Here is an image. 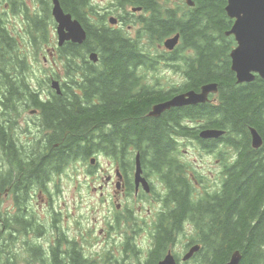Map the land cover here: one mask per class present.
Instances as JSON below:
<instances>
[{"label":"trees","instance_id":"1","mask_svg":"<svg viewBox=\"0 0 264 264\" xmlns=\"http://www.w3.org/2000/svg\"><path fill=\"white\" fill-rule=\"evenodd\" d=\"M59 1L64 11L79 19L88 31V39L82 46L67 44L61 51L72 50L74 56L83 55L86 49L96 52L99 70L84 76L85 67L78 68L80 57H74L66 66L70 81L66 78L63 82L61 95L52 91V103L42 104L29 92L28 102H34L44 111L47 125L57 127L61 141L67 138L65 142L72 143L69 138L73 137L76 159L84 161L96 154L113 160H129L139 153L142 165L148 166L156 160L163 166L166 159H171L176 166L181 161V144L176 138H193L205 150H212L215 144L200 139L199 133L204 129L226 130L225 143L233 146L236 160L233 165H226V179L217 188L212 202L218 197L222 199L216 201L215 207L204 205L203 216L196 227L199 231L196 240L207 245L205 253H213L210 264H226L236 251L242 255L240 264H264V79L256 77L250 84L237 83L230 58L235 41L225 35L233 24L224 9L227 0H196L193 8L173 0H155L154 3L127 0L130 5L143 8L134 20L138 27L134 38L128 32L103 26L95 13L90 14L96 16V20L92 21V28L89 27L86 20L90 18L87 8L92 9L90 0ZM11 2L15 9L25 8L28 17L31 16L24 0ZM35 3L42 6L44 17L29 23L26 34L33 41L29 40L28 46L47 44L54 25L52 0H35ZM92 30L99 33L94 34ZM177 34L181 36L180 44L171 57L166 51L158 50L159 45ZM175 56L178 60L169 67L182 74V87L174 85V91L169 92L152 86L149 70L164 72L169 67L158 62L170 61ZM137 67L144 69L146 75H139ZM78 73L83 77L78 89L85 91V101L71 97ZM206 84L218 85V101L173 108L158 118L148 116L153 105L170 99L175 93L200 91ZM99 97L100 100L95 101ZM167 119L191 120L195 129L169 131ZM251 129L263 139L259 149L253 147ZM57 142L60 141L53 139V143ZM56 165V161L49 160L44 168ZM172 178L176 188L194 189L186 178L177 174ZM21 180L24 186L25 181ZM189 199L191 196L187 194L172 199L178 203L179 210L174 214L177 224H182L188 213ZM168 238H172V232L163 233L159 247ZM3 248L0 264H5Z\"/></svg>","mask_w":264,"mask_h":264},{"label":"flooded vegetation","instance_id":"2","mask_svg":"<svg viewBox=\"0 0 264 264\" xmlns=\"http://www.w3.org/2000/svg\"><path fill=\"white\" fill-rule=\"evenodd\" d=\"M109 1V6L90 9L88 15L95 13L109 20L115 7L118 27L135 37L136 30L131 34L137 27L134 20L142 11L128 7L131 2L127 0ZM12 13L11 0H0V251L1 247L6 250L5 264H160L169 254L176 264H210L213 253L204 252L202 242L195 239L199 231L194 226L199 224L205 204L215 207L216 201L222 199L218 197L212 202L217 188L226 179V165L235 163L233 146L226 145L225 136L213 142L216 150H205L197 144L199 159L187 158L192 165L185 158L176 166L171 159H166L163 166L152 160L148 166L142 165L146 183L138 184L135 158H108L115 167H87V188L78 185L76 173L71 169L81 160L76 159L73 137L69 138L72 143H66L67 138L61 141L57 127L47 125L44 111L28 102L31 92L40 103L51 104L54 94L51 90L47 93L45 87L50 85L45 80L52 82L53 77L44 75L43 69L36 73L38 79L29 77L27 29L23 20L22 25L13 23ZM86 24L92 28L89 20ZM88 50L78 55V68L85 67L84 76L99 70L98 62L89 61ZM168 54L171 57L173 52ZM52 57L56 63L61 59L57 51ZM177 60L175 56L158 64L169 67ZM32 71L35 72L33 64ZM149 71V82L155 86L163 85L169 75L180 74L170 67L164 72ZM136 72L141 76L147 73L138 67ZM76 78L77 86L71 97L85 101V91L78 89L82 74H76ZM98 100L100 97L95 101ZM165 122L169 131L195 129L191 120ZM55 138L60 142L53 143ZM205 157L214 162L207 168ZM49 160L57 165L44 168ZM188 167L196 168L198 180L190 178ZM173 174L191 181L194 189L176 188ZM186 194L191 196L188 213L182 224H177L174 214L179 208L172 199ZM165 232H172V238L165 239L159 247ZM195 246L201 249L189 256Z\"/></svg>","mask_w":264,"mask_h":264},{"label":"water","instance_id":"3","mask_svg":"<svg viewBox=\"0 0 264 264\" xmlns=\"http://www.w3.org/2000/svg\"><path fill=\"white\" fill-rule=\"evenodd\" d=\"M226 11L228 16L234 20V25L226 34L234 36L237 47L232 50L230 56L232 60V71L236 74L237 83H252L258 76L264 79V0H227ZM53 16L58 28V45L63 47L66 42L82 44L87 39V34L82 24L74 20L70 14H66L61 7L59 0H53ZM189 5H194L192 0H187ZM116 21L113 20V23ZM179 35L165 41L168 50H174L178 45ZM97 60L96 54L92 58ZM53 88L61 94L59 82L53 83ZM218 91L217 84H209L202 87L200 92L189 91L180 94L173 99L160 103L153 107L151 116H160L163 112L172 108L196 105L208 101L210 93ZM252 144L255 149H259L263 144V139L255 129H251ZM224 131L205 130L201 132L202 139H218ZM92 163H95L92 161ZM140 154L137 156L136 182H145L142 177ZM242 256L235 253L228 264H240ZM162 264H174L172 257H168Z\"/></svg>","mask_w":264,"mask_h":264},{"label":"rangeland","instance_id":"4","mask_svg":"<svg viewBox=\"0 0 264 264\" xmlns=\"http://www.w3.org/2000/svg\"><path fill=\"white\" fill-rule=\"evenodd\" d=\"M96 2L103 8L109 6V4H110L109 0H96ZM114 11H117L115 7H114ZM118 12L121 13L120 11H118ZM112 16L118 18V16H115V15H112ZM19 18L20 17L13 18V21L16 22L17 25H22V21ZM50 37H53L54 39H55V37H57V26L55 27L53 25L51 27V33H50L49 38ZM61 63H63L64 65L67 66L68 61L66 59H62L58 63L54 62L53 66L55 67L56 71L60 73L59 74L60 77L63 78L65 76V73H64V71L62 69ZM65 69L67 70V68H65ZM169 78L173 82H171L169 85L165 86L167 89H169L173 84H176V83L181 81V77L179 75L175 76L174 74H172V75H169ZM185 151L188 152V153L185 154ZM182 152L184 154V157H185L186 161H188L191 165H192V162L190 160H188L187 158H189L191 160L199 159V156L197 154V152H198L197 146L193 142H186L184 144V146L182 147ZM92 158L97 160V163L100 165L101 168H108L109 169L111 167H115V165L109 164V159L106 158V156H103V155H100V154L92 156L88 161L81 160V162L77 165V167H72L71 170L73 171V173H76V177L78 178V185L79 184L83 185L84 186L83 188H87L86 185L89 182V181H86L85 174H86V169L88 167V164H90V160ZM213 163L214 162L212 160H210L208 157H205L204 166L206 168L209 167L210 165H212ZM79 167H80V169H79ZM83 167H86V168H83ZM76 168H77V170H76ZM195 169H196L195 167H188L189 176H190L191 179L198 180V178L196 177V172L194 171ZM82 172L84 174H82ZM110 172L112 173L113 176H116L115 175V171L110 170ZM192 176H194L195 178H193ZM206 246L207 245L205 243H202V247H204L205 250H208Z\"/></svg>","mask_w":264,"mask_h":264},{"label":"bare ground","instance_id":"5","mask_svg":"<svg viewBox=\"0 0 264 264\" xmlns=\"http://www.w3.org/2000/svg\"><path fill=\"white\" fill-rule=\"evenodd\" d=\"M8 65V64H7ZM72 65V64H71ZM116 99V98H115ZM88 100V99H87ZM89 103V102H88ZM91 103V102H90ZM94 103V102H93ZM120 103V102H119ZM89 106V105H88ZM6 142V141H5ZM8 170V169H7ZM12 181V180H11ZM206 216V215H205ZM207 217V216H206ZM174 233V232H173ZM174 235V234H173ZM167 242V241H166Z\"/></svg>","mask_w":264,"mask_h":264}]
</instances>
